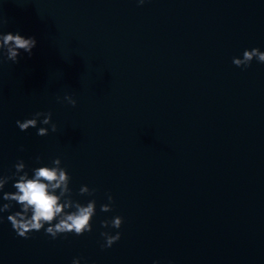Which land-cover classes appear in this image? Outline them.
Instances as JSON below:
<instances>
[{
	"label": "water",
	"instance_id": "water-1",
	"mask_svg": "<svg viewBox=\"0 0 264 264\" xmlns=\"http://www.w3.org/2000/svg\"><path fill=\"white\" fill-rule=\"evenodd\" d=\"M0 18L37 40L0 64V174L58 157L96 199L83 236L24 239L19 206L0 214V264H264V63L233 64L264 51V0H0ZM37 111L56 132L18 128ZM103 231L121 239L102 249Z\"/></svg>",
	"mask_w": 264,
	"mask_h": 264
},
{
	"label": "clouds",
	"instance_id": "clouds-1",
	"mask_svg": "<svg viewBox=\"0 0 264 264\" xmlns=\"http://www.w3.org/2000/svg\"><path fill=\"white\" fill-rule=\"evenodd\" d=\"M138 5H143L145 0H137ZM7 23L6 19L0 18V24ZM37 46L35 36L25 37L20 32L3 33L0 32V64L7 61L18 63L22 53L29 57L33 54V49ZM264 63V51L259 48L245 49L242 58L233 57V64L242 69L251 66L253 60ZM57 102H67L75 107L77 101L72 95L66 94L62 100L57 97ZM16 125L21 131L26 132L29 128H36V135L40 137L57 131V125L52 123V112L37 111L31 118L23 121L17 120ZM38 125H44L39 126ZM23 150V147H21ZM37 163H42L39 156L36 157ZM60 158L51 161V166L44 165L31 169V175L28 165L23 159L18 160L14 165V171L10 175L0 174V200L6 201L0 203V214L10 212L14 206L18 205L19 210L12 212L7 216L12 229L16 234L24 239H28L32 232L44 231L45 235L56 239L59 236L67 237L68 234L74 236H83L85 233L93 231V218L96 216V199H89L86 203H81L73 198V190L70 188L71 176L67 168L61 166ZM13 181L12 191H4L6 185ZM96 188H89L82 185L79 188L78 195L94 197ZM108 203L100 205V211L107 213L113 211L114 198L107 194ZM4 217L0 215V222ZM101 227L108 229H120L124 223L122 216L116 215L110 220L105 219L101 222ZM121 232L116 231L112 234L110 231H103L100 236L103 243L102 249L111 248L121 239ZM72 264H81V258H73ZM153 264H159L154 261Z\"/></svg>",
	"mask_w": 264,
	"mask_h": 264
}]
</instances>
